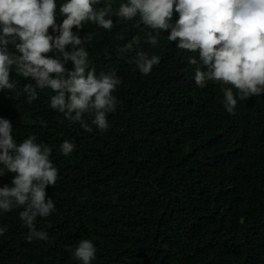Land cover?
Returning a JSON list of instances; mask_svg holds the SVG:
<instances>
[{
	"label": "trees",
	"instance_id": "obj_1",
	"mask_svg": "<svg viewBox=\"0 0 264 264\" xmlns=\"http://www.w3.org/2000/svg\"><path fill=\"white\" fill-rule=\"evenodd\" d=\"M65 2L57 0L58 7ZM108 2L118 8L127 0H100L96 7ZM112 19L111 30L91 22L73 27L85 40L89 69L122 80L106 132L91 115L84 117L88 132L52 109L51 89H37L29 104L23 87L35 81L14 68L15 88L0 90V117L12 123L16 142L35 135L52 149L58 169L56 185L46 189L55 211L35 222L48 239H25L23 208L0 213L7 228L0 264H82L73 255L82 239L97 248L92 264H264V94L238 99L230 114L219 84H195L199 65L188 59L199 55L169 41L170 29L150 46L156 32L139 15ZM178 19L174 10L172 23ZM62 21L57 8L56 22ZM49 34L58 35L51 28ZM129 42L133 47L121 51ZM140 51L159 57L148 75L131 63ZM65 140L76 145L68 156L61 151ZM14 176H0V187L12 186Z\"/></svg>",
	"mask_w": 264,
	"mask_h": 264
},
{
	"label": "clouds",
	"instance_id": "obj_2",
	"mask_svg": "<svg viewBox=\"0 0 264 264\" xmlns=\"http://www.w3.org/2000/svg\"><path fill=\"white\" fill-rule=\"evenodd\" d=\"M99 2L66 0L58 7L57 0H0V90L15 88L11 79L14 68L16 75L35 81L23 87L29 104L38 98L37 89H51L52 109L88 132L92 127L84 117L91 115L92 124L106 132L110 127L108 114L120 103L113 93L122 80L115 72L97 75L89 69L85 40L73 32V27L80 30L91 22L111 30L113 16L132 20L139 15L141 22L156 32L148 36L150 46L159 44L161 30L170 29L169 41L179 49L198 53L199 60L188 59L190 64L199 65L195 84L201 88L209 81L219 84L228 113L235 114L238 99L264 94V0H127L118 8L111 2L98 8ZM57 8L63 17L61 24L56 22ZM174 10L179 19L172 23ZM50 28L58 35H50ZM91 38L88 33V40ZM69 45L71 51L67 50ZM132 47L129 42L121 51ZM53 51L58 55H47ZM69 61L71 70L65 67ZM159 62L158 56L149 57L145 51L131 61L144 75ZM36 140L32 135L18 144L12 123L0 117V176L15 174L12 186L0 187V213L23 208L19 219L29 230L25 237L28 242L48 239L47 232L38 230L35 222L37 217H48L55 211L46 189L58 180V169L50 159L52 149ZM75 147L65 140L61 151L68 156ZM6 231L0 227V236ZM96 253L89 239L80 240L73 250L82 264H92Z\"/></svg>",
	"mask_w": 264,
	"mask_h": 264
}]
</instances>
